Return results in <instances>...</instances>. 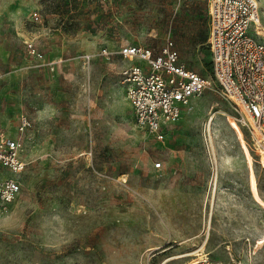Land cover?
I'll list each match as a JSON object with an SVG mask.
<instances>
[{"label": "rangeland", "instance_id": "374dc122", "mask_svg": "<svg viewBox=\"0 0 264 264\" xmlns=\"http://www.w3.org/2000/svg\"><path fill=\"white\" fill-rule=\"evenodd\" d=\"M208 31L205 0H0V118L26 162L0 204V264H264V153L233 101L193 97L158 139L121 83V46L169 37L211 76Z\"/></svg>", "mask_w": 264, "mask_h": 264}, {"label": "built area", "instance_id": "2783aa9c", "mask_svg": "<svg viewBox=\"0 0 264 264\" xmlns=\"http://www.w3.org/2000/svg\"><path fill=\"white\" fill-rule=\"evenodd\" d=\"M208 8L207 46L212 75L189 69L180 59L172 38L157 50L141 44L121 46L116 53L131 61L121 70V83L134 112L136 124L164 138L168 125L177 122L193 97L215 90L234 103L237 122L247 125L253 148L264 153V42L258 31L257 0H205ZM112 52L103 48L102 55ZM90 59L89 56H86ZM32 127L22 115L19 130ZM23 143L9 136L0 118V204L15 200L22 184L15 176L26 168ZM160 166L161 163H157ZM6 170L14 176H7ZM189 264H244L240 259L214 260L201 254Z\"/></svg>", "mask_w": 264, "mask_h": 264}, {"label": "trees", "instance_id": "16d2710c", "mask_svg": "<svg viewBox=\"0 0 264 264\" xmlns=\"http://www.w3.org/2000/svg\"><path fill=\"white\" fill-rule=\"evenodd\" d=\"M207 38H208V34L207 33H203L201 38H200V40H199V44H200L204 54H208L209 53L208 46L206 47L205 44H204L206 42Z\"/></svg>", "mask_w": 264, "mask_h": 264}, {"label": "crops", "instance_id": "0c3cea01", "mask_svg": "<svg viewBox=\"0 0 264 264\" xmlns=\"http://www.w3.org/2000/svg\"><path fill=\"white\" fill-rule=\"evenodd\" d=\"M207 4V2H206ZM207 14H208V8H207ZM209 16V15H208ZM208 28H209V18H208ZM208 34H209V31H208ZM209 50V49H208Z\"/></svg>", "mask_w": 264, "mask_h": 264}, {"label": "bare ground", "instance_id": "6f19581e", "mask_svg": "<svg viewBox=\"0 0 264 264\" xmlns=\"http://www.w3.org/2000/svg\"><path fill=\"white\" fill-rule=\"evenodd\" d=\"M263 155V154H262ZM264 157V156H263Z\"/></svg>", "mask_w": 264, "mask_h": 264}]
</instances>
